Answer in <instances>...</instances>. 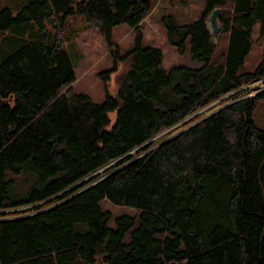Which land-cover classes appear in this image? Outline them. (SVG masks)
<instances>
[{"label":"trees","instance_id":"1","mask_svg":"<svg viewBox=\"0 0 264 264\" xmlns=\"http://www.w3.org/2000/svg\"><path fill=\"white\" fill-rule=\"evenodd\" d=\"M25 2L0 12V35L11 33L0 51V210L21 214L0 220V264H264V130L254 119L264 89H244L264 80V58L242 73L256 26L264 36V0H207L190 24L165 17L169 44L201 65L171 71L161 49L143 46L152 0ZM217 9L229 46L215 58L207 21ZM76 15L110 50L118 26L135 36L119 93L100 104L72 92L60 31ZM180 123L185 131L151 149ZM102 203L124 212L113 226Z\"/></svg>","mask_w":264,"mask_h":264},{"label":"rangeland","instance_id":"2","mask_svg":"<svg viewBox=\"0 0 264 264\" xmlns=\"http://www.w3.org/2000/svg\"><path fill=\"white\" fill-rule=\"evenodd\" d=\"M25 1L26 0H0V12L5 8H11L17 14L22 9L21 7L26 4ZM152 2L154 4V9L143 23V33L145 35L143 46L159 48L165 53L163 65L167 71H171L173 68L180 66L199 67L200 63L191 59L190 50L187 55L185 54L182 56L178 53L176 47H172L169 44L163 20L167 16H173L180 24H190L199 21L205 11L207 0H152ZM230 9H232V7L228 5L226 9L227 12H231ZM222 16L227 17L225 10H223ZM55 21L57 26L59 23L57 20ZM207 23L217 46L216 55H214V57H221L229 46V34L221 32L220 19H218V25L220 27V32L218 34H214L209 19ZM66 25L67 26L60 31V35L74 66L77 67L78 74L83 76L79 82L71 87L73 90L72 92L75 94L87 95L94 102L99 104L105 101L106 90L113 94V96H116L119 93L121 79L131 69V61L126 58L134 46L135 36L131 29H129L127 25H122V27L115 30L112 36L114 48L110 50L105 39L96 29L88 25L83 16L76 15L71 17L68 19ZM48 30L53 34L58 32L57 28L55 29L50 25L48 26ZM258 30V26H256L253 36L254 44L242 73L254 72L263 61L264 36H260ZM10 35L11 33L9 32L1 33L0 51L6 41L4 38ZM117 59L116 71L112 73L110 81L105 83L100 79L99 74L114 69V61ZM261 85L263 84L254 85L251 89L246 88L245 91L249 96L254 97L257 95L259 88L262 87ZM222 105L223 103H218L210 107L203 115L218 110ZM115 117L116 113L110 114L112 122L115 120ZM254 119L258 128L264 130V99L259 102L254 112ZM171 132L173 133L174 130ZM164 136L165 135L162 137ZM102 208L104 211H108L112 214L113 221L111 222V226L114 224L115 217L124 213H116L113 208H110L105 203H102ZM115 208L125 209L116 206ZM28 211L29 210H26L22 213L26 214ZM130 214L134 218H138L139 216V213L136 211H132ZM14 215L21 214L7 212L4 214V218H12ZM131 234L132 233L128 234L125 240L126 243L130 242Z\"/></svg>","mask_w":264,"mask_h":264},{"label":"built area","instance_id":"3","mask_svg":"<svg viewBox=\"0 0 264 264\" xmlns=\"http://www.w3.org/2000/svg\"><path fill=\"white\" fill-rule=\"evenodd\" d=\"M258 84L259 85L260 84H263V85H261L262 87L259 88V91L258 92H260L261 90L264 89V80H256L253 83H251V84L247 85L246 87H244V89H246V88L251 89V87H253L254 85H258ZM216 104H218V103L215 102V103H213V104H211V105L203 108L202 110H200L197 113H195V115H199V114L205 113L206 111H208L210 109V107H213ZM195 115H193V116H195ZM172 130H174L173 133L171 132ZM185 130H186V128L183 129L182 123L178 124L177 126H175L173 128H170V129L166 130L165 132H163L161 135H159L158 137H156L153 140L154 141V145L151 147V149L154 148L156 146V144H158L159 142H161L163 140H167L168 141V139H170V138H172V137L180 134L181 132H183ZM163 135H165V136L162 137ZM7 212H12V210H9V209L0 210V220H2L4 218V214L7 213Z\"/></svg>","mask_w":264,"mask_h":264},{"label":"water","instance_id":"4","mask_svg":"<svg viewBox=\"0 0 264 264\" xmlns=\"http://www.w3.org/2000/svg\"><path fill=\"white\" fill-rule=\"evenodd\" d=\"M221 13H222V10L217 9L212 13V15L209 18L214 34H216V33L218 34L220 31V27L218 25V18L221 15Z\"/></svg>","mask_w":264,"mask_h":264},{"label":"crops","instance_id":"5","mask_svg":"<svg viewBox=\"0 0 264 264\" xmlns=\"http://www.w3.org/2000/svg\"><path fill=\"white\" fill-rule=\"evenodd\" d=\"M120 27H122V25H121V26H118L117 28H115L114 31H113V34H114L115 30H117V29L120 28ZM128 28H129V27H128ZM129 29H130V28H129ZM131 31H132V30H131ZM132 32H133V31H132ZM133 45H134V43H133ZM144 47H151V46H144ZM164 54H165V53H164ZM187 54H188V53H187ZM187 54H186V55H187ZM164 61H165V60H164ZM72 62H73V61H72ZM73 64H74V63H73ZM164 64H165V63H164ZM200 66H201V65H199V67H200ZM199 67H189V68L197 69V68H199ZM75 72H76V75H77V81H76V83H77V82H79L80 79H82L83 76L78 74V72H77V67H76V66H75Z\"/></svg>","mask_w":264,"mask_h":264}]
</instances>
